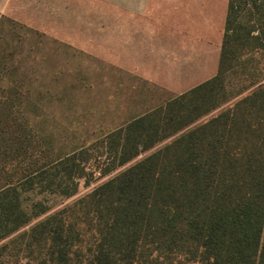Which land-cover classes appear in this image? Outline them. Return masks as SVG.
Here are the masks:
<instances>
[{
  "label": "trees",
  "instance_id": "1",
  "mask_svg": "<svg viewBox=\"0 0 264 264\" xmlns=\"http://www.w3.org/2000/svg\"><path fill=\"white\" fill-rule=\"evenodd\" d=\"M47 38L0 14V264H264V0H229L216 74L107 133L98 174L170 143L22 231L51 210L27 195L90 184L49 127Z\"/></svg>",
  "mask_w": 264,
  "mask_h": 264
},
{
  "label": "rangeland",
  "instance_id": "2",
  "mask_svg": "<svg viewBox=\"0 0 264 264\" xmlns=\"http://www.w3.org/2000/svg\"><path fill=\"white\" fill-rule=\"evenodd\" d=\"M50 4L52 2L44 0H0V14L9 15L48 37L44 44L46 63L49 67L45 71L48 75L47 87L52 91L59 87L65 88L61 102L53 101L46 106L51 115L49 127L58 131L61 143L83 148L90 184H86L84 179L80 180L79 191L71 198L39 193L27 195V205L43 200L51 210L33 220L22 231L29 229L45 216L72 204L106 180L170 143L176 136L142 153L109 176L100 177L98 174L107 168L113 159L103 141L107 133L179 95L192 84L184 81V67L178 61H175L177 64L171 68V75L162 71L157 74L151 72L154 67L145 64L146 60H143L144 65L141 67L124 65L122 35L98 33L96 36L100 42H92L94 35L91 33V26L94 25V20L90 18L32 16L36 13H48L44 7ZM108 36L112 42H107ZM179 36H186L187 43H193L192 35ZM209 36L211 43L206 48V62L207 68L213 70L216 40L221 39L222 35ZM180 40L179 45H182V39ZM178 51L181 53V48H178ZM155 69L166 70L163 66ZM55 72L62 81L60 86L53 82ZM71 85H75V88H70ZM217 113L218 111L204 117L196 125Z\"/></svg>",
  "mask_w": 264,
  "mask_h": 264
},
{
  "label": "crops",
  "instance_id": "3",
  "mask_svg": "<svg viewBox=\"0 0 264 264\" xmlns=\"http://www.w3.org/2000/svg\"><path fill=\"white\" fill-rule=\"evenodd\" d=\"M52 2L46 17L90 18L94 25L92 42L98 33L122 35L124 65L141 67L146 60L151 72L171 75L181 63L190 86L179 94L208 80L217 72L229 0H44ZM56 3V4H54ZM216 40L214 69L207 68L209 35ZM192 35L191 44L186 36ZM195 37H194V36ZM207 35V36H206ZM96 36V37H95ZM180 38L182 45H179ZM186 39V40H185ZM197 39V41H196ZM102 40V39H101ZM107 42H112L107 37ZM178 48H181L179 53ZM163 66L166 70H157Z\"/></svg>",
  "mask_w": 264,
  "mask_h": 264
}]
</instances>
